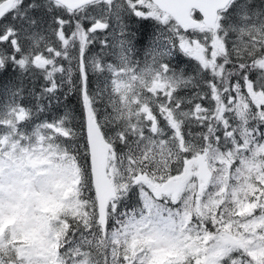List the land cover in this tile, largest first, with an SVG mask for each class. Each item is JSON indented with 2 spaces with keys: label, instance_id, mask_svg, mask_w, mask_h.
Here are the masks:
<instances>
[{
  "label": "snow or ice",
  "instance_id": "snow-or-ice-1",
  "mask_svg": "<svg viewBox=\"0 0 264 264\" xmlns=\"http://www.w3.org/2000/svg\"><path fill=\"white\" fill-rule=\"evenodd\" d=\"M0 227V264H264V0H0Z\"/></svg>",
  "mask_w": 264,
  "mask_h": 264
},
{
  "label": "rangeland",
  "instance_id": "rangeland-1",
  "mask_svg": "<svg viewBox=\"0 0 264 264\" xmlns=\"http://www.w3.org/2000/svg\"><path fill=\"white\" fill-rule=\"evenodd\" d=\"M141 55H143V53L141 52ZM3 231V227H0V232H2Z\"/></svg>",
  "mask_w": 264,
  "mask_h": 264
}]
</instances>
